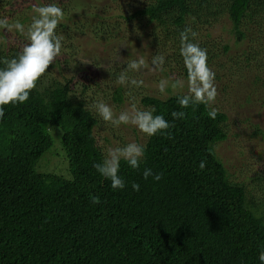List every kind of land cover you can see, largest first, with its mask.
Listing matches in <instances>:
<instances>
[{
	"label": "trees",
	"instance_id": "1",
	"mask_svg": "<svg viewBox=\"0 0 264 264\" xmlns=\"http://www.w3.org/2000/svg\"><path fill=\"white\" fill-rule=\"evenodd\" d=\"M103 1V6L98 5L101 0L39 4L62 8L68 22L60 21L56 29L63 37L61 54L29 99L4 106L0 118V264H261L264 194L257 200L217 151L232 134L228 111L214 104L181 108L178 101L188 93L160 97L149 94L144 84L117 83L112 101L123 103L128 91L141 110L154 108L153 114L162 115L171 127L153 136L134 130L136 136L142 134L143 141L139 135L136 141L145 153L136 169L120 161L123 189H113L110 179L97 171L94 164L106 156L96 135L100 118L90 99L95 101L100 90L109 93L105 79L124 72L134 54L128 49L129 59L109 61L100 80L85 77L81 60L87 51L79 35L107 44L117 37L129 43L148 40L142 42L143 57L144 50L151 59L163 56L162 71L187 80L180 33L190 27L198 34L193 42L207 50L215 85L224 84L218 87L225 97L236 89L246 91L250 102L258 91L264 92V0ZM25 4L0 0V19L19 21L27 30L37 14H30L34 7ZM219 23L234 40L214 34ZM27 43L26 32L0 29V69ZM237 49L242 52L232 53ZM93 61L92 67L103 68L99 60ZM133 74L127 73L130 79ZM212 108L218 109L215 119L208 116ZM174 111L186 115L173 119ZM233 123L249 125L252 138H264V128L251 117L233 118ZM50 126L63 131L70 177L37 170L52 145ZM201 161L206 162L203 170ZM145 169L161 179H145ZM250 178L264 193V168ZM133 183L140 185L139 191ZM95 197L99 203H93Z\"/></svg>",
	"mask_w": 264,
	"mask_h": 264
},
{
	"label": "clouds",
	"instance_id": "2",
	"mask_svg": "<svg viewBox=\"0 0 264 264\" xmlns=\"http://www.w3.org/2000/svg\"><path fill=\"white\" fill-rule=\"evenodd\" d=\"M37 14L33 17L31 24L25 30V25L16 21L9 23L7 18L0 19V29L11 32L16 30L25 34L29 41L18 57L11 60L5 59L3 63L6 67L0 69V118H3L4 106L15 103H24L29 99L30 92L36 88L37 82L46 73L55 59L61 54L62 39L58 36L56 29L64 18L62 8L55 4L34 7ZM198 34L192 28H185L180 33V55L183 57L184 65L187 69L188 95L179 99L181 108H188L191 104H204L210 106L217 97V88L215 86V72L208 66L207 50L194 43L193 40ZM191 37V39H190ZM165 63L163 56H155L152 59L153 71L162 69ZM146 60L141 57L138 60L130 61L124 72L117 77V83L125 85L130 82L131 85L139 87L143 81L130 79L128 71H139L141 68H147ZM167 80H161L158 88L161 93H165L168 87ZM183 80H176L171 84L173 89L183 87ZM96 111L105 122H110L114 127L123 125H133L147 136H153L158 132L168 130L171 125L162 115H154L155 109L141 110L133 103L129 110L121 112L118 116L114 114L112 107L100 102L94 105ZM218 109L212 108L208 112L211 119H215ZM173 119H183L186 115L183 111L172 112ZM145 153V146L131 142L123 147L111 148L102 163L94 164L97 171L105 178L110 179L113 189H123L124 180L118 175L120 161L123 159L134 169L139 168L140 160ZM203 170L206 162L201 161L199 165ZM143 176L147 179L153 176V179L159 181L161 174L153 175L151 169H145ZM135 191H139L140 185L132 184ZM99 198H93V203H99ZM261 264H264V251L259 254Z\"/></svg>",
	"mask_w": 264,
	"mask_h": 264
},
{
	"label": "rangeland",
	"instance_id": "3",
	"mask_svg": "<svg viewBox=\"0 0 264 264\" xmlns=\"http://www.w3.org/2000/svg\"><path fill=\"white\" fill-rule=\"evenodd\" d=\"M44 1L45 0H25V5L27 6L28 4H31L33 7H39V4ZM68 1L70 0H62V2ZM105 3L106 2L101 0V2H98V5L103 6L105 5ZM76 11L79 12L80 9L77 7ZM29 12L30 14H35L33 9ZM224 20L225 25L227 24V27L230 28L228 20ZM61 21L68 22L65 18H63V20ZM227 27L225 28L223 23H219L215 26L213 32L217 36H222L225 39L234 40L233 36L229 33V28ZM117 35H121V32ZM79 38L81 39V44L84 45L83 49L87 51L86 56H81V61L83 63L82 65L85 66L83 74L85 77L90 76L96 80H100V78L106 75L105 68L107 67L109 61H123L126 58L129 59L128 49H130V51L134 54V58H130V61L138 60L139 58L143 57L141 51L142 42L148 43V40H141L135 38L132 43H129L126 37L123 38V40L117 37L112 44H107L103 42V40L95 39L93 36L88 34L79 35ZM241 52L242 49H237L232 53L237 54ZM144 53L146 57L143 58L146 59L148 67L141 68L139 70L141 76H137L136 71L135 77L133 74L131 77L132 79H136L137 77L142 80L143 84L146 87V91L154 96L167 97L168 95L177 92L188 93L186 79H184L179 73L168 74L165 71H162L163 68L160 70L153 71L152 69L154 66L152 65V59L150 58L149 51L144 50ZM94 59L99 60L100 64H103V68L102 66H99L97 68L92 67L91 65H94ZM116 78V75H112L111 78H107V80L105 79L106 83H104V85H106L105 87H109V93H105L104 91L100 90V92L95 98V101H92L90 99V105L94 107V105L97 103H106L110 107H112L116 116H118L123 111L129 110L133 103H135L139 109H142V105H140L137 100L134 101V99L129 98L130 94L128 93V91L125 92V100L123 103H116L115 101H112L111 91L117 85ZM178 79L184 81V86L173 89L171 87V84ZM161 80H167L169 82L165 93H161L158 88V85ZM223 85L224 84L215 85L218 94L213 104L215 106H218L222 110L228 111L231 117L230 123L233 128L230 139L223 141L221 144H219L217 147V151L218 154L224 160V162H226L228 169L230 170L234 178L239 182H246L249 188L253 190V193L256 196L257 200H261L264 193L257 185L251 182L250 176L253 175L255 170L264 168V138H252L249 134L251 132V127L247 124H242V126H234L233 118L243 120L246 117H251L254 121H257L261 125V127L264 128V92L258 91L256 95L254 94L255 96H253H257V99L252 97V100L250 102H246V91L239 93L236 89V91L234 90V92H232L231 94L226 93L230 95L225 97V91L218 87ZM248 91L251 90L248 89ZM235 92H237V95ZM241 104L242 106H240ZM99 118L101 125L96 128V135L99 144L104 149L105 156L107 155L108 150L111 148L123 147L131 142L138 143V141L136 140L137 136L139 135V132L136 136L137 132L134 131L137 127L130 124H121L119 127H114L110 122H105L100 115ZM49 129L53 140L52 145L39 159L37 163V170L42 172L56 173L65 177H70L71 173L69 170V161L67 153L62 144L63 131L58 126H50ZM238 131L240 133H237ZM236 133L238 135H235ZM141 135L139 136L142 142L143 138ZM105 136H108V141L104 139Z\"/></svg>",
	"mask_w": 264,
	"mask_h": 264
}]
</instances>
